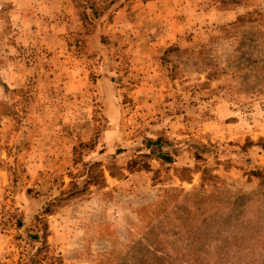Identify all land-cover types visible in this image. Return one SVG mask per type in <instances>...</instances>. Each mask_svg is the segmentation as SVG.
Masks as SVG:
<instances>
[{"label": "rangeland", "instance_id": "obj_1", "mask_svg": "<svg viewBox=\"0 0 264 264\" xmlns=\"http://www.w3.org/2000/svg\"><path fill=\"white\" fill-rule=\"evenodd\" d=\"M261 146L264 0H0V264H264Z\"/></svg>", "mask_w": 264, "mask_h": 264}, {"label": "trees", "instance_id": "obj_2", "mask_svg": "<svg viewBox=\"0 0 264 264\" xmlns=\"http://www.w3.org/2000/svg\"><path fill=\"white\" fill-rule=\"evenodd\" d=\"M72 2H75V0H71ZM111 3V2H110ZM86 9V8H85ZM87 9H89V10H91V12H93L94 10L92 9V6H90V7H87ZM262 147V149L264 150V146H261ZM166 162H169V161H166ZM262 179H263V182H262V185L264 184V173H263V175H262V177H261ZM261 191V190H260ZM259 191V192H260ZM260 195H262V192H261V194ZM197 196V195H196ZM209 199H211V201H214V197H212L211 195L209 196ZM151 255H154V254H151ZM154 258H155V260H157L158 261V259L155 257V256H153ZM153 258V259H154ZM195 259V257L193 258V260ZM160 264V263H159Z\"/></svg>", "mask_w": 264, "mask_h": 264}, {"label": "crops", "instance_id": "obj_3", "mask_svg": "<svg viewBox=\"0 0 264 264\" xmlns=\"http://www.w3.org/2000/svg\"><path fill=\"white\" fill-rule=\"evenodd\" d=\"M25 3H26V0H19V4H23L24 5Z\"/></svg>", "mask_w": 264, "mask_h": 264}]
</instances>
